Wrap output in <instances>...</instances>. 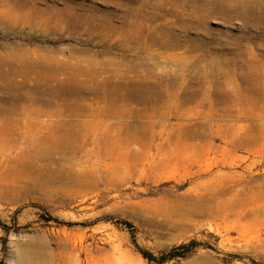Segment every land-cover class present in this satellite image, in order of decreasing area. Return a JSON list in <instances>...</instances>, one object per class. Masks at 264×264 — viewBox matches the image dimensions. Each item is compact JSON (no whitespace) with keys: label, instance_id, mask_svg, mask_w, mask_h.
<instances>
[{"label":"rangeland","instance_id":"1","mask_svg":"<svg viewBox=\"0 0 264 264\" xmlns=\"http://www.w3.org/2000/svg\"><path fill=\"white\" fill-rule=\"evenodd\" d=\"M0 264H264V0H0Z\"/></svg>","mask_w":264,"mask_h":264},{"label":"bare ground","instance_id":"2","mask_svg":"<svg viewBox=\"0 0 264 264\" xmlns=\"http://www.w3.org/2000/svg\"><path fill=\"white\" fill-rule=\"evenodd\" d=\"M26 61V60H25ZM28 62V61H27ZM73 70V69H72ZM90 70V69H89ZM40 73V72H39ZM76 75V74H75ZM45 78V77H44ZM76 78V77H75ZM6 80V79H5ZM85 96V95H84ZM36 117V116H35ZM45 121V120H44ZM42 123H44V122H42ZM2 124V126H1V128L3 127V128H10V126H8L7 124V120H3V123H1ZM39 124H41V122H38V121H36V120H31V121H26L25 123H24V125H23V127H21V128H25V129H28V127L30 126V125H33V126H35V125H39ZM60 126L59 125H56L55 126V130L58 132L59 130H60ZM11 129H14V128H10V130ZM42 129V128H41ZM131 130V129H130ZM52 131V130H51ZM67 132V131H66ZM54 134H56V133H54ZM52 135V134H51ZM58 136H60L61 137V140H62V142L63 143H66L67 145H69L68 144V141H70L71 142V138H73V134H72V132H69V134H66V136L64 137V136H62L61 134H57ZM75 137V136H74ZM127 140H128V142H131V141H133L134 140V137H131L130 135H127ZM133 138V139H132ZM47 139L50 141V137L48 136L47 137ZM73 140H75V139H73ZM51 141H52V139H51ZM62 142H57V139L55 138L54 139V143L57 145V144H59L60 146H62V147H64L63 146V144H62ZM39 152V151H38ZM132 153V152H131ZM61 154V153H60ZM36 157V156H35ZM51 161V160H50ZM19 162V161H18ZM60 167V166H59ZM76 179L77 180H79V182H81V179H80V177H76ZM90 185V184H89Z\"/></svg>","mask_w":264,"mask_h":264},{"label":"trees","instance_id":"3","mask_svg":"<svg viewBox=\"0 0 264 264\" xmlns=\"http://www.w3.org/2000/svg\"><path fill=\"white\" fill-rule=\"evenodd\" d=\"M179 247L186 248L185 245H181ZM179 247H173V248H171L166 255H164V256H162L160 258V261L163 260L164 258H167V257H173V256H178V255L183 254L182 252H178L177 251ZM143 255L145 257H147L148 259H154V257H152V255H150L148 253H144L143 252Z\"/></svg>","mask_w":264,"mask_h":264}]
</instances>
